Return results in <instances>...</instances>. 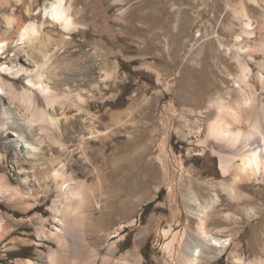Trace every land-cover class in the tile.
Instances as JSON below:
<instances>
[{
    "label": "rangeland",
    "instance_id": "obj_1",
    "mask_svg": "<svg viewBox=\"0 0 264 264\" xmlns=\"http://www.w3.org/2000/svg\"><path fill=\"white\" fill-rule=\"evenodd\" d=\"M52 1L0 0V25L7 17L22 30L40 26ZM74 1L67 5L78 10L71 11L78 25L66 34L59 62L60 92L70 98L62 128L71 138L61 137L64 150L57 145L44 147V153L60 157L64 174L75 181L102 180L104 192L88 209L92 225L72 224V235L61 245L59 238H47L59 228L53 222L58 197L51 174L60 164L31 169L28 159L18 166L15 144L7 143L14 137L0 124L2 264H49L50 249L61 251L58 264H88L94 255L95 264L103 257L116 264L130 252L142 257L141 264H183L184 245L194 246L199 235L194 197L211 203L207 234L227 244L220 252L201 247L196 264L263 255L264 176L239 181L233 173L224 175L206 139V118L212 98L237 94L241 66L248 67L247 81L264 101V0ZM16 41L0 52V73L13 66L17 48L29 51L27 41ZM6 79L19 91L26 87L24 76L8 72ZM82 127H93L96 136L88 137ZM21 144L29 147L20 142V151ZM5 186L30 195L8 194Z\"/></svg>",
    "mask_w": 264,
    "mask_h": 264
},
{
    "label": "bare ground",
    "instance_id": "obj_2",
    "mask_svg": "<svg viewBox=\"0 0 264 264\" xmlns=\"http://www.w3.org/2000/svg\"><path fill=\"white\" fill-rule=\"evenodd\" d=\"M67 1L55 0L47 3L44 7L45 22L40 26L30 24L22 30L19 22L14 24L13 19L7 17L4 24L0 25V52L9 48L14 37H17V43L27 41L30 44L29 51L24 50L23 46L17 48L12 60V64L14 63L12 67H1L0 124L3 125V129L6 128V134L14 137L7 143L15 144L13 147L16 151L15 158H17L18 166L26 165L28 159L31 160L29 163L32 165L31 169L34 166L44 167L60 164L59 168H54L51 174L58 197L52 208L53 222L58 224L59 228L56 229V233L46 235L49 239H52L53 236L59 238L58 245H61L60 243L64 239L66 240L68 236L72 235L69 232L72 224L77 227H82L84 224L92 225L93 218L88 209L92 208V202L96 195L104 192L102 180H98L95 184H88L86 179L75 181L71 175L64 174L66 165L62 164L60 157L55 156V153H51L49 156H45L44 153V147L54 150L58 145L62 150L65 149L62 145L63 141L60 139L67 132L62 128L63 122L67 121V118L64 119L63 110L70 105L68 101L70 98L60 92L62 82L59 72H62L63 68L59 62L64 58L61 56L62 49L69 38L66 34H70L73 28L78 25L71 16L73 9L75 14L78 13V10L74 6L72 9V4L67 5ZM69 1L72 3L74 0ZM20 2L21 0H18V3ZM44 25L47 29L43 28ZM245 26V33L248 37L253 36L251 22L248 21ZM58 30L62 34L58 33ZM240 39L238 37V40ZM20 60L23 61L22 67L16 64V61ZM248 70V67L241 66L242 75L238 82L237 94L227 93L210 100L209 114L206 118V139L214 145L213 153L219 157L221 171L226 176L233 173L232 178L239 181L250 180L259 175L264 176V101L258 99L255 89L253 91L249 85ZM8 72L17 79L19 76H24L26 80L24 90L19 91L13 83L6 81ZM75 97L81 100L79 94H76ZM61 117L64 121L61 120ZM72 124L74 127L78 122L75 121ZM82 129L86 128L82 127ZM85 131H87L88 137H94L97 134L93 127L87 128ZM76 132H78L77 129L74 133ZM67 135L69 137V134ZM66 136L64 135V137ZM78 137L80 136L77 135L76 138ZM20 142L23 144L25 142L30 148L21 144L20 151ZM35 150L39 152L36 153ZM22 181L25 182L26 178ZM4 190L8 194L13 193L18 196L20 194L24 197L30 195V191L20 192L8 186H5ZM194 204H196L199 213L197 224L199 235H197V243L194 246L185 247L184 245L186 250H183L184 254L182 253L183 264H196L199 257H203L204 254L203 252L201 255L203 249L201 247L212 246L220 252L227 245L220 238L206 232V214L211 203L203 205L198 198L194 197ZM96 207L97 209L101 208L100 205H96ZM79 232L80 239L78 241L81 244L84 242V233L81 230ZM59 252L61 251L58 249H50L47 256L49 264H58L57 254ZM262 252L263 255L251 257L249 260L236 258L232 264H264V247ZM96 260L97 257L94 255L89 257L87 262L95 264ZM110 260L103 257L101 264H110ZM141 260L140 255L130 252L124 258H119L116 264H141ZM25 264L37 263L27 259Z\"/></svg>",
    "mask_w": 264,
    "mask_h": 264
},
{
    "label": "trees",
    "instance_id": "obj_3",
    "mask_svg": "<svg viewBox=\"0 0 264 264\" xmlns=\"http://www.w3.org/2000/svg\"><path fill=\"white\" fill-rule=\"evenodd\" d=\"M152 206H153V203L146 205L143 212H145V211L149 212V210ZM0 264H2V261H0Z\"/></svg>",
    "mask_w": 264,
    "mask_h": 264
}]
</instances>
